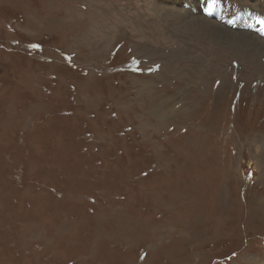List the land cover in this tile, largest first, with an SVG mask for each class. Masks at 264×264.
I'll return each instance as SVG.
<instances>
[{"label":"rangeland","instance_id":"1","mask_svg":"<svg viewBox=\"0 0 264 264\" xmlns=\"http://www.w3.org/2000/svg\"><path fill=\"white\" fill-rule=\"evenodd\" d=\"M193 1L0 0V264H264V46Z\"/></svg>","mask_w":264,"mask_h":264},{"label":"bare ground","instance_id":"2","mask_svg":"<svg viewBox=\"0 0 264 264\" xmlns=\"http://www.w3.org/2000/svg\"><path fill=\"white\" fill-rule=\"evenodd\" d=\"M138 1V0H137ZM188 1H193V0H183V2H188ZM228 1L229 0H221V10L223 11V14H227V13H229V10L227 9V6H228ZM194 2V1H193ZM234 2V1H233ZM236 3V2H235ZM229 4H230V2H229ZM183 6V5H182ZM229 7H231V5H229ZM245 8H247L246 6H245ZM191 9L192 10H194V7H191ZM191 10V11H192ZM257 13H259V14H264V8H262V9H259V10H255ZM193 12H195V11H193ZM231 13H232V8H231V12H230V15H231ZM182 15V14H181ZM250 16H248V14L245 12L244 14H242L241 16H240V18H242V20H241V22H240V24L238 25V29H236L235 31V33H237V35H238V37H240V39L241 38H248L249 40H242L241 42H243V43H245V44H247V45H249V46H251L252 48H254V50L255 49H260V48H262V46H264V43L262 42V39H259V37L258 38H254L253 37V33L252 34H250V33H248L247 31L249 30V29H252L251 28V19H252V16L253 15H251V14H249ZM182 16H184V15H182ZM181 16V17H182ZM176 19H177V25H180L182 28H184V29H189L190 28V25L188 24V20H186V18H184V17H182V18H180V17H176ZM206 27H209V25H206ZM211 27V26H210ZM199 28V27H198ZM191 29V28H190ZM195 29V28H194ZM206 29V28H205ZM215 29V28H214ZM242 29H246L245 30V32H243V34H241V31H242ZM194 31V30H193ZM225 31V30H224ZM230 31V30H229ZM205 32V31H204ZM231 32V31H230ZM201 33V32H200ZM208 33V32H207ZM206 33V34H207ZM213 33V32H212ZM229 33V32H228ZM229 34H231V33H229ZM204 36V35H203ZM231 40V39H230ZM240 42V43H241ZM238 46H240L239 44H238ZM248 46V47H249ZM240 48V47H239ZM238 48V49H239ZM244 48V47H243ZM251 49V48H250ZM241 50H242V48H241ZM244 50V49H243ZM249 51V50H248ZM244 53H245V51H244ZM259 56V55H258ZM260 60V59H259ZM258 60V61H259ZM243 62V61H242Z\"/></svg>","mask_w":264,"mask_h":264}]
</instances>
